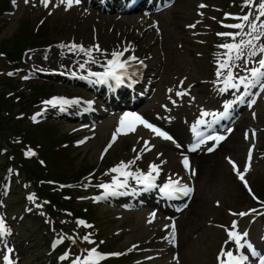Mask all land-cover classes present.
<instances>
[{
    "label": "rangeland",
    "instance_id": "1",
    "mask_svg": "<svg viewBox=\"0 0 264 264\" xmlns=\"http://www.w3.org/2000/svg\"><path fill=\"white\" fill-rule=\"evenodd\" d=\"M37 0H19V9L17 12L8 18V16H0L2 22L0 23V40L12 39L21 34L22 28H27L29 33H32L28 37L29 41L33 38H47L49 41H56L60 39H68L70 36L75 34L77 37L86 39L90 42L92 39V28H89L90 22H84L83 26L77 23V18L74 14L62 16L55 14L54 16H49L45 12H41L42 9L35 8L33 2ZM201 0H178L176 7L162 15L160 18L162 20V27L164 30V42L163 39H159V43L156 47L152 43V39L146 40L148 46H155L156 51H151L155 54V62H160L163 64L164 72L161 80L159 81L160 92L158 94V100H163L164 92L163 89L166 84H170L175 81L176 75H188L189 80L196 81L197 85L195 90L197 91V101L195 106L212 104L214 101L211 99L209 89L204 83L200 82V79H204L211 75V67L208 62L207 57L201 55L203 48L210 47L212 41L214 40L212 35L206 36V46L195 41L194 34H191L189 29L185 28V24L190 23L195 15L196 3ZM209 4L225 5L230 6V0H205ZM212 13V12H211ZM39 18L45 19L42 26L40 27L39 35L35 36L33 33V26L37 23ZM112 23L109 20L106 24V28L103 25L100 28V37L105 38V44L109 45L114 43L110 35L115 34L116 28L109 33L108 26ZM119 25V24H117ZM120 26V25H119ZM88 27V28H86ZM16 34V35H15ZM165 44V47L163 46ZM179 44V46H178ZM166 53L163 54V52ZM165 55V58H164ZM162 58V59H161ZM1 62L5 67L7 63L5 59ZM22 87L20 89L21 94L24 96L23 104H20V109H26L30 112L32 108L30 105H25L30 89L32 86L36 88L42 84H45L46 89L50 92H65L68 94L78 93L76 89L68 88L63 85H59L58 82H47L41 83L38 81H33L31 83H22L18 81ZM9 88L5 86L3 82H0V93L7 91ZM12 100V99H11ZM192 109V108H191ZM16 111V109H15ZM192 112V111H187ZM190 118L185 119L189 121ZM14 122L9 119L5 125L7 126L5 132L10 130V125ZM182 123V122H181ZM26 120L23 123L18 124V126L24 130L26 129ZM182 126L185 131L186 126L178 123ZM246 125V124H244ZM44 126L48 129L50 133H56L58 135L67 132L69 125L65 123H52L46 122ZM241 128L232 136L233 140L237 138L239 143L233 145L234 149L228 152L226 145L221 148L217 153V156L213 158L210 164L212 169L200 170L199 167V190L196 197L192 201L190 211L181 218L179 221L180 226V253L183 260V264H213V253L217 248L223 234L221 231L215 228L212 223V218L210 214L216 215L217 221L224 220V214L226 213L225 208L231 207L235 209L245 208L249 205L254 204L249 197L245 194L239 183L236 181L234 175L230 172V168L224 159V155L229 153L239 160L243 159L245 152V143L242 142L240 134ZM262 135H264L262 133ZM231 137V139H232ZM103 139L102 131L99 132L97 138L91 143L78 149H66L65 153L61 155V158H57L58 163L57 169L61 170L66 176L67 180L71 177L73 171L89 169L93 165L97 164V155L101 147V140ZM132 140H135L132 139ZM60 141V140H59ZM236 141H229V145L236 144ZM227 143V145H228ZM261 144L264 146V138L261 139ZM114 152V151H113ZM127 157V155L125 156ZM111 159L114 155H111ZM169 167L173 169H178L176 162L169 163ZM87 171V170H86ZM85 171V172H86ZM251 182L254 187H259L264 190V158L257 159L254 170L250 175ZM261 193V191H259ZM14 195H17V202L15 198H11L8 205L13 212L19 213L22 210L23 192L21 190H15ZM264 197V193L260 194ZM213 199H219L222 202L221 207L217 208L213 212L209 210L212 209L211 202ZM20 200V201H19ZM91 213L94 212V216L90 218L97 221L100 227L101 236L107 238V243L105 249H122L126 247L131 242L137 240H145L152 236L153 232L147 231L145 227L141 224L139 220L138 213H128L123 219L116 220L113 213L107 207L92 206L90 207ZM130 226L132 230H123V233L115 235L113 232L116 228H125ZM19 229L21 230V237L23 239L22 249L24 252V257L26 260L40 259L45 260L47 258V236L46 228L38 219L27 218L21 223ZM46 236V237H45ZM27 240V241H26ZM34 264H39L37 261ZM47 264H49L47 262Z\"/></svg>",
    "mask_w": 264,
    "mask_h": 264
},
{
    "label": "snow or ice",
    "instance_id": "2",
    "mask_svg": "<svg viewBox=\"0 0 264 264\" xmlns=\"http://www.w3.org/2000/svg\"><path fill=\"white\" fill-rule=\"evenodd\" d=\"M27 2V0H26ZM42 2L47 6L49 3V0H42ZM61 3H66L68 8H71L73 4H80L81 0H60ZM246 5H251L253 3V0H245ZM201 7H205V5H201ZM260 9L259 16H257L255 19L259 20L260 17H264V3H260L258 5ZM229 15V14H226ZM238 20L244 21V22H249V27L251 29L250 32L243 33V35H246L250 37L249 39H241L238 43L233 42V43H225L220 45V47L227 49V52L225 55L227 56V59L223 61L222 63L219 64L220 69H230L232 67V61L240 59L242 56L245 55L244 49L248 48L249 46H252L253 48L255 47L253 44L254 40H257L260 38V35H264V24H261L260 27L257 26L256 23L250 21V14H245L243 16H237L235 17ZM190 27H195V25H191ZM228 28L232 29H242L244 27L243 23H234V24H229L226 25ZM253 33H258L257 35L253 36ZM220 36H228L232 37L233 40H235L236 36H241L242 34L240 32L232 33V32H223V33H218ZM61 47H68L70 51H76L78 50L79 52H86L90 57L92 54V48H85L83 45H61ZM96 50L99 51V46H95ZM260 52H264V46H261L259 48ZM257 52L255 50L250 51L247 53L249 57L255 56ZM112 59H109L107 61L106 65V70L104 72H90L89 76L96 77V83H106L109 79L114 80L117 85L123 84L124 79L123 77L127 75V69L126 66L128 64V61L121 60V57L123 56V52L120 51H113L111 53ZM131 59H136L135 57H132ZM95 62V61H93ZM259 66L258 67H253L251 69H245V71L250 72L251 78H248L246 76H239L236 77L234 76L233 72L229 70L227 72L226 78L223 80L224 87L220 89V91H227L229 88L232 89H239L241 85L245 87L247 90L249 86H255L257 83H260L261 78L264 77V59L259 60ZM81 68L84 67V64L80 65ZM223 73L221 71L217 72V75L220 76ZM88 77H85L87 79ZM238 81V82H237ZM177 95H185L184 92H178ZM241 101L243 100V96L239 97ZM73 101H69L66 99H54V100H49L46 101V104L53 105L55 106L56 104H69L72 103ZM232 105L231 103L226 104V108H230ZM203 116L209 115V113L205 112L202 114ZM228 115L227 111L224 113H221L220 116L226 117ZM125 117L132 116L134 117L135 121H138L140 124H142L145 128L150 129L153 133H155L157 136L162 137L165 140L172 141L174 138L169 135L167 132L161 130L160 128L156 127L155 125L149 123L147 120H145L142 116H139L134 113H125ZM35 119V117H33ZM121 125L124 124V118L121 119L120 121ZM200 124L206 123L203 119L199 121ZM196 125H193V131H195ZM130 131H135V127L131 126L129 128ZM119 131V130H118ZM197 136H200V133H196ZM209 139H224V137H209ZM199 143H204L203 140H200ZM199 143L194 145L191 150L195 151L196 147H199ZM177 147H180V145H177ZM212 149H209L211 151ZM28 155H34L31 151H29ZM135 161H129L128 163L121 162L119 165L111 169L112 172H118L120 175L124 177L128 176H133L136 180L137 183L143 184L148 188H155L157 187L155 183L156 177L153 176V172H155L157 175H159V167L156 164L151 165V171H148L146 174L142 172H126L124 169L128 168L131 163H134ZM183 163L185 167L187 168L189 166L188 158L185 156L183 158ZM247 171V168L245 169ZM237 172L239 175V178L247 183V181L244 180V173L240 172L239 169L237 168ZM113 184L115 185V188H122L127 184V179L123 181L119 180H114ZM101 187L108 189L112 187V185L109 184H103ZM115 188L113 189V194H115ZM164 195L166 196H175L177 193H182L184 196L189 195L191 193L192 189L189 188L187 185H181L180 181L177 180H172L169 179L167 183H165L162 187L159 189ZM33 197H29V199H32ZM101 197H97V199H100ZM255 211V210H253ZM239 215H247V213H239ZM81 224L84 223V221H80ZM174 227V226H173ZM233 227H235V222ZM9 230L6 228V225L4 223L3 218H0V236H3L6 234ZM248 235L247 232L243 233L242 235L235 232V231H229L228 232V237L229 240L234 242L235 245L238 248H244L245 244L242 243L243 237H246ZM85 240L88 239L87 236L84 237ZM227 243V241L225 242ZM251 247V245H249ZM11 252V249L8 250ZM222 257H227L226 260L221 259L220 264H244V262L247 260L246 256H235L232 251H222L220 253ZM89 256H95L97 259H102L103 256L96 251L95 248L91 250V253ZM4 261L6 264H12V261L9 257V255H5L3 257ZM76 264H80L79 261L76 262ZM83 264H89L88 260H85ZM264 264V262H262Z\"/></svg>",
    "mask_w": 264,
    "mask_h": 264
},
{
    "label": "trees",
    "instance_id": "3",
    "mask_svg": "<svg viewBox=\"0 0 264 264\" xmlns=\"http://www.w3.org/2000/svg\"><path fill=\"white\" fill-rule=\"evenodd\" d=\"M38 42H41V41H38ZM34 42H31L28 40L27 36L25 34H21L20 36H17L14 38H12L11 40L10 39H3L2 41H0V49H11V50H16V49H20L22 48L23 46H25L26 44H33ZM9 85L11 87H14L15 85L14 84H10ZM44 92V87L43 86H40L37 88L36 90V93H42ZM1 104H8V101L7 100H1ZM6 119H0V139L2 140L4 138V134L2 132V128H3V125L5 124ZM15 128L13 127V130ZM18 130V131H17ZM15 133H20V130L19 129H16L14 130ZM56 139H52V142L55 141ZM24 166H25V169H26V173H30L32 176H35V177H38V178H41V177H44V174H43V170L41 171H36V169H34V165H31V164H28L26 162L23 163ZM57 177L58 178H63L62 174L59 173V171H56L55 172ZM82 173V170L80 171H75L73 173V176L75 178H78V176ZM61 174V175H60ZM51 198L55 201V202H59L58 200V197L56 195H52L50 194Z\"/></svg>",
    "mask_w": 264,
    "mask_h": 264
},
{
    "label": "bare ground",
    "instance_id": "4",
    "mask_svg": "<svg viewBox=\"0 0 264 264\" xmlns=\"http://www.w3.org/2000/svg\"><path fill=\"white\" fill-rule=\"evenodd\" d=\"M16 35V34H15ZM176 129H180V132H179V134L181 135L182 133H183V129L179 126V125H176ZM154 137V136H153ZM232 140V142L233 141H236L235 143L236 144H238L239 143V141H238V139L236 138L235 139V137H234V140H233V137H232V139H230V140H228V142L229 141H231ZM236 144H232V145H229V143H228V145H226V147H227V149L228 150H233L234 149V146L236 145ZM166 145V144H165ZM168 145V144H167ZM234 145V146H233ZM167 153V155L169 156L170 155V152H166ZM215 156H217V153H214V154H212V155H208V156H206V155H200V156H198L197 157V162H198V164H199V166H200V170L202 171L203 169H210V171H211V169H212V167H211V165H208V164H210L211 163V161L213 160V158L215 157Z\"/></svg>",
    "mask_w": 264,
    "mask_h": 264
}]
</instances>
